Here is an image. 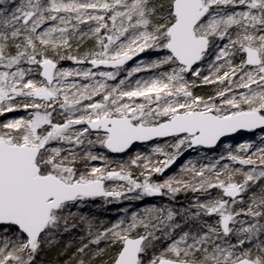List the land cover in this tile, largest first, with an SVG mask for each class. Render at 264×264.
<instances>
[{
  "label": "snow or ice",
  "instance_id": "6c2138e0",
  "mask_svg": "<svg viewBox=\"0 0 264 264\" xmlns=\"http://www.w3.org/2000/svg\"><path fill=\"white\" fill-rule=\"evenodd\" d=\"M21 111L0 122V264L74 232L64 264H264V0H0V117ZM242 130L261 143L153 179ZM165 138L127 162L95 151ZM181 193L200 195L107 226L81 211Z\"/></svg>",
  "mask_w": 264,
  "mask_h": 264
},
{
  "label": "trees",
  "instance_id": "16d2710c",
  "mask_svg": "<svg viewBox=\"0 0 264 264\" xmlns=\"http://www.w3.org/2000/svg\"><path fill=\"white\" fill-rule=\"evenodd\" d=\"M92 45H93V41L86 39L85 42L83 43L80 51L82 52V51L92 47ZM158 55L159 54L153 53L152 51H148V52L142 53L141 56H139L138 60L145 59L147 61L149 58H155ZM135 63L128 65L127 67L135 65ZM72 64L73 63H71V61L65 60V61L60 62V67L71 68ZM139 75L140 76H147L148 74L147 73H141ZM122 76H123V74H122ZM133 79H135V78H133ZM196 88H198V89H196ZM214 88H215V86L202 85L199 87H194L193 91H194V94L196 92L197 93L200 92V95L207 96V95L213 94ZM6 118H7V116L0 117V122L4 121ZM57 119H59V117ZM164 143H166V142L151 144L147 147H144L142 149L134 151L133 153H128L127 155H124L121 157H111L110 155H108L104 151V149L97 148V149H95V151L103 152L105 155L109 156V158L113 161L127 162L131 158H134L137 153L150 155L151 154V148L153 146H155L157 144H164ZM260 143H258V144H260ZM223 154L226 155L227 152H224ZM186 161H188V158L185 157L183 154V156H181L180 159L177 160V165L174 168L166 171L164 176L157 175V176H154L153 179L154 180H162L165 177H168L172 174L178 173L180 166L182 164H186ZM193 161L197 162L198 166L200 163H205L201 160H198L197 158L194 159ZM93 163L100 165L101 162L97 161V162H93ZM226 163L231 164V162H226ZM113 166H115V165H113ZM234 166L239 167L238 165H234ZM109 183L111 184V182H109ZM218 191H219L218 189H212L213 194H215ZM198 195H200V194H198V193H187V194L181 193L175 199H173V201H166V199L163 198L159 202L158 208H171L173 210L183 211L185 208H187L193 202L194 198ZM201 199H204V197H201ZM148 207H150V205L144 199L140 200V201L122 200L121 202H113V203H105L103 200H100V201L94 200V201H90L88 203V206L82 208L81 211L85 215L94 218L97 222H103L105 224V226H107V225H110L111 223L115 222L119 218L123 217V218L127 219V217L131 213H134L137 211L142 212L145 208H148ZM125 209H127V212L124 211ZM82 234L83 233H81V232H74L71 235H65L63 237V239H61L57 245L46 249L44 252L41 253L40 256L37 257L39 264H64V261L67 259V255L71 254L72 251H75V246H73L72 248L68 249V252L66 254H62V249H64L66 242L69 240H72L73 238H76L78 240V237ZM164 246H165V242L157 241L155 250L159 251V249L163 248ZM93 247H95V246H93ZM99 247L104 248L105 245L103 243H101V245ZM113 253H114V249H108V251L106 253H103L96 258V260L94 261V264H111L110 258H111V255Z\"/></svg>",
  "mask_w": 264,
  "mask_h": 264
},
{
  "label": "rangeland",
  "instance_id": "374dc122",
  "mask_svg": "<svg viewBox=\"0 0 264 264\" xmlns=\"http://www.w3.org/2000/svg\"><path fill=\"white\" fill-rule=\"evenodd\" d=\"M162 2L166 3L167 0H162ZM84 27H86V26H84ZM156 54H158V53H156ZM71 63H73V62L71 61ZM73 67H76V65L74 63L72 64V67L71 68H73ZM64 68H67V67H64ZM133 78H135V77H133ZM200 86H202V85H200ZM197 87H199V86H197ZM196 89H198V88H196ZM195 94L200 95V92H198V93L196 92ZM25 115H27V114L24 113V112H22V111L21 112L8 113V114H6V116H7L6 119H8V118H14V117H20V116H25ZM246 142H251L254 145H257L258 143L261 142L260 135H249V136H246L245 138H243V139H241L239 141L227 143V144L223 145L222 147H220V148H218L216 150H213V151L197 150V151L193 152L190 155V157L188 158V160H194V159L197 158L198 160H201V161H203L205 163L212 162V161H215V160L219 159L220 156L224 155L223 154L224 152H228L230 149L231 150H235L238 145L243 144V143H246ZM226 162H230V161H227V160H222L221 161L222 164L223 163H226ZM186 163H187V161H186ZM111 183H113V182H111ZM163 198L166 199V201H173V199L170 198V197H168V196H164V197L162 196V198L160 200H158V201H154L151 197H146V198H144V200L146 202L151 203L150 207H156V208H158L159 202Z\"/></svg>",
  "mask_w": 264,
  "mask_h": 264
},
{
  "label": "water",
  "instance_id": "95a60500",
  "mask_svg": "<svg viewBox=\"0 0 264 264\" xmlns=\"http://www.w3.org/2000/svg\"><path fill=\"white\" fill-rule=\"evenodd\" d=\"M139 57H136L133 61H129L128 62V65L130 64H133L135 63L137 60H138ZM126 65V66H128ZM259 131L260 130H257L256 132H247V131H240V132H237L231 136H228V137H225L223 138V142H222V145H217L216 148H197V149H189L188 151L185 152V155L186 156H189L191 155L193 152L197 151V150H203V151H213V150H216L220 147H222L223 145L227 144V143H230V142H235V141H239L243 138H245L246 136H249V135H259ZM167 139H170V138H165V139H158V140H153V141H149V142H146V143H136L133 145V147L131 149L128 150V152L126 153H123V154H112V153H108L106 150H104L108 155H110L111 157H121V156H124V155H127L128 153L132 152L133 150L139 148V147H143V146H147V145H150V144H153V143H156V142H166ZM177 164V162H176ZM176 164L172 165L175 166ZM171 167V168H172ZM162 196H159V197H151L154 201H158L161 199ZM98 201L102 200V199H97Z\"/></svg>",
  "mask_w": 264,
  "mask_h": 264
},
{
  "label": "flooded vegetation",
  "instance_id": "af4514ba",
  "mask_svg": "<svg viewBox=\"0 0 264 264\" xmlns=\"http://www.w3.org/2000/svg\"><path fill=\"white\" fill-rule=\"evenodd\" d=\"M156 143H160V142H156ZM153 144H155V143H153ZM150 145H151V144H150ZM147 146H149V145H147ZM147 146L139 147V148L133 150V151L130 152V153H133L134 151H137V150L142 149V148L147 147ZM184 156L187 157V158L190 157V155H189V156H186V155H185V152H184ZM176 165H177V164H176ZM176 165H175V166H176ZM175 166H173L172 168H174ZM172 168H169L168 170H170V169H172ZM168 170H167V171H168ZM164 174H165V173H164ZM164 174H163V176H164ZM161 198H162V197H161ZM148 204L151 205V203H149V202H148Z\"/></svg>",
  "mask_w": 264,
  "mask_h": 264
}]
</instances>
